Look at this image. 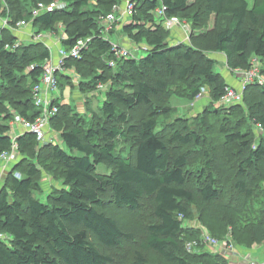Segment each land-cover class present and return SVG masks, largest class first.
<instances>
[{"label":"trees","instance_id":"obj_1","mask_svg":"<svg viewBox=\"0 0 264 264\" xmlns=\"http://www.w3.org/2000/svg\"><path fill=\"white\" fill-rule=\"evenodd\" d=\"M2 1L0 14L12 28L24 21L36 27L37 33H54L62 25L67 38L59 45L68 52L79 39H91L79 57L65 60V70L73 69L79 81L75 84L72 74L58 73V91L63 92L68 85L78 86L84 93L110 86L101 114L90 120L81 118L71 105L56 100L58 113L51 119L50 128L59 134L57 143L41 144L34 135L18 134L16 143L25 155H19L20 160L0 188V234L7 237L0 241V264H112L113 258L98 246L113 249L132 235L105 211L106 204L140 211L143 202H150L152 216L132 264H153L144 255L150 250L169 264H198L190 255L198 257L196 248L203 245V238L200 230L188 225L193 218L190 208L199 203L196 199L209 206L220 199L217 178L211 171L212 153L216 151L198 157L200 163L205 162L194 178L199 185L196 196L189 189V180L195 175L190 169L193 153L187 150L177 154L171 149L194 145L199 150L201 136L187 125L183 131L177 129L181 119L163 125L161 118L172 117V109L162 103L180 97V93H186L182 98L194 100L205 87L214 101L206 117L210 122L218 121L226 143L236 146L231 158L237 170L231 189L239 197L238 206L224 208L227 219L230 217L224 233L239 246L237 234L249 226L250 241L264 244V206L254 199L250 186L252 182L260 186L264 182V170L260 168L264 135L258 142L252 141L248 128L235 119L233 110L239 105L222 104L228 84L215 69L216 60L193 45L171 43L163 26L166 18H183L188 11L191 29L200 38L210 37L213 51L226 56L230 70L248 69L254 58L264 64V0H253L251 6L248 0H59L64 8L36 17L33 11L40 3L54 0H32L30 8L27 0H8L6 10ZM128 3H133L134 9L123 30L134 43L146 41L150 50L142 60L129 58L115 69L110 66L115 61L112 41L103 37L102 20L115 5L124 7ZM161 8L162 16L157 12ZM8 29L0 37V156L12 149L16 117L33 121L42 113L33 92L42 85L45 65L52 59L44 41L20 43L14 48L19 37ZM251 88L261 93L257 101L246 103L249 117L264 129V85H248L244 102ZM137 108L145 111L134 120L132 113ZM58 124L62 125L60 130ZM120 140L130 142L134 157L119 149ZM36 147L51 156V162L41 165L42 169L63 180V185L51 192H43L42 170L33 160ZM103 166L111 171L100 170ZM17 172L22 175L17 176ZM38 194H44L45 199ZM211 236L222 240L218 234ZM187 242L195 243L193 250H188ZM200 251L218 260L216 264H234L220 254Z\"/></svg>","mask_w":264,"mask_h":264},{"label":"rangeland","instance_id":"obj_2","mask_svg":"<svg viewBox=\"0 0 264 264\" xmlns=\"http://www.w3.org/2000/svg\"><path fill=\"white\" fill-rule=\"evenodd\" d=\"M8 0H3L2 9H7L6 3ZM35 1V0H33ZM250 3V6L253 3V0H248ZM30 2L32 0H27L26 5L28 8H30ZM47 3V2H46ZM51 4V3H50ZM34 6V3H32ZM48 5V4H45ZM45 7V6H44ZM125 7V6H124ZM123 8V7H122ZM121 8V10H122ZM193 9H191L192 11ZM197 11V10H194ZM9 11H6V14L9 15ZM13 14V13H12ZM188 11L185 12V15L187 17ZM5 16L0 14V37L2 35V32L4 29L9 28L7 32L9 33H20L19 38H23L22 34H32L36 27H34L32 24L30 26H23L20 29L10 28V24L8 22V19L4 18ZM117 17L119 20L116 23H113V33H108L107 37L112 41V43H116L117 45L123 47L124 49H128L131 52L130 58L131 60H142L149 54V47L146 41H142L140 43H134L127 33L123 30V24L128 22L129 16L121 15V13L117 14ZM182 17V16H180ZM186 17L178 18L177 20L180 21L182 26H174L173 29H169L166 27L165 24L163 26L166 28V31H168L169 39L171 43L175 44H187V45H193L195 47H198L201 50H204V52L210 54H214L218 57L219 62L215 66V69L222 73V70L227 67V63L224 62L225 57H222L223 55H217L215 51H213V44L211 42L210 37L203 36L200 38L199 33L195 30L191 29V24L189 23L188 19ZM223 22H226V20H222ZM102 22H104L102 20ZM7 24V25H6ZM225 24V23H224ZM210 27H213V20L210 22ZM102 28V27H101ZM176 30H180L179 33H176ZM43 35L44 43L51 45L53 42L61 43V40L64 36L63 32V26H59V31L54 33H39ZM202 34V33H200ZM183 36V37H182ZM28 37H30L28 35ZM181 39V40H180ZM195 39V41H194ZM198 39V40H197ZM181 41V42H178ZM30 43H36L32 39L24 40V38L21 40V44H30ZM51 43V44H49ZM57 51V47L52 49V53L55 54ZM115 58V61L113 63V68H117L119 66V62L127 61L122 58ZM111 63V62H110ZM112 67V66H111ZM253 66H251L252 68ZM256 71L261 75V78L264 83V64L260 60H257V63H255ZM248 69H242V71H239L238 74L245 73V70ZM257 72V73H258ZM69 73L73 75V82L77 84L79 81V76L74 73L73 69L69 70ZM232 76H236L239 79V76L235 74V72H230ZM234 76V77H235ZM0 79V85L1 83ZM71 84V83H70ZM68 85V84H67ZM257 85V84H255ZM260 85V84H258ZM71 85H68L63 92L58 91L56 94H53V96L56 99H59L60 102L64 104H69L73 107V109L79 114L83 119L90 120V118H96V116H99L101 114V108L103 106L106 90H108L110 84L103 85L99 88V90H96L94 92L86 91L85 93L81 91V89L78 88V86L72 88ZM262 86V85H260ZM53 92V90H50L47 86L43 85V93ZM259 90H256L255 88H251L250 91L246 95V100H244L237 104L239 107L234 108V115L235 119L241 120L243 122V127L248 128L250 137L252 138V141L258 142V140L261 139V137L264 135V129L261 125L256 123V121L252 120L249 116L250 113L247 109V102L251 101V103L257 101L260 98ZM181 96H174L169 100V102L165 101L162 103V105L168 106L172 109V117L167 118H161L163 125H165L168 122L174 123L177 119H181V123L177 125V129L183 131V127L186 125L190 127L193 131L197 132L201 136L202 145L199 146V150L194 148V145H190L188 147H174L172 148V152H175L177 154H181L182 152H185L188 150L191 153H193V156L191 157L192 165H191V172L192 174H195L192 176V179L189 180V189L193 191V193L198 196V183L195 182L196 176H199V171L201 168L204 167V162L200 163L199 158H202L205 152H211L214 158V164L212 166V172L213 175L217 178V185L220 192V199L216 202H213L209 205L202 204L199 199H196L199 201L195 202V205H192L190 210L193 213V218L188 222V225L190 228H197L202 232L201 236L203 234H210L213 235L218 234L222 237V240H220V246L222 247L223 252H228L227 249L224 247V244L227 243L228 245H233L237 249L235 250L234 254H227L226 256H223L230 262L234 264H239V262H244L245 258L248 262H253L257 264H263L264 263V244L263 245H257L255 243H252L250 241L249 236V226H245L243 230H241L237 236L238 241L240 242V245L236 243V240L232 238L231 235H228L224 233V231L229 227L228 226V218L226 216V211H224V208L228 205L231 206V208H236L238 204H236V199L239 198L237 194L234 193V190H232V182L233 179H235L236 174L235 171L237 170L236 164L234 159H232V154L234 153V149L236 148L233 144H228L224 140V136L220 133V124L218 121H209V119L206 117V110L211 107L214 104L213 98L211 97L210 90L208 91V88H203L202 90V97L196 98L192 100L190 97L188 98H182V96H186V93H180ZM226 107L234 106L228 105L227 103H222ZM144 108H137L132 113V118L134 120H139L140 117L143 115ZM57 115V114H56ZM55 115V116H56ZM54 116V117H55ZM101 117V116H100ZM53 118V117H52ZM205 118V119H203ZM208 119V120H207ZM17 127V126H16ZM15 125L12 127L13 134L11 135L12 138L15 136ZM62 125L58 124L57 129H61ZM19 130V128H17ZM52 134L54 135V142L57 143L59 140V134L56 130L52 129ZM167 134L168 132L165 131ZM119 149H124L125 152L129 153L131 157H134V149L130 145V142L126 143L122 140L118 142ZM37 146V145H36ZM64 149H67L64 145H62ZM29 151V150H28ZM35 151L37 153V156H33L34 162L41 168L42 175V186H43V192H51L56 187H60L63 185L62 178H59V176H54L51 173H48L47 171L42 169V166L46 165V162H51V156L50 153L46 150L40 149V147H36ZM16 157L17 161L15 163H8L5 160H2L0 158V188L4 185L7 173L11 171V169L14 167V165L20 160L19 155L22 157L23 152L19 151V148L16 149ZM22 154V155H21ZM24 158V156H23ZM42 165V166H41ZM198 165V166H197ZM8 166V170L6 168ZM260 168L264 170V162L260 164ZM100 170H103L105 172L111 171V169L108 166L100 167ZM17 176H21L22 174L20 172L16 173ZM52 176H54L56 179H54ZM194 179V180H193ZM252 189H254L255 193V200H259L261 202V205L264 206V182L260 186V184L257 185L256 182H252L250 184ZM255 186V187H254ZM260 186V187H259ZM256 188V189H255ZM38 197L41 199H45L44 194H38ZM235 199V200H234ZM110 202V201H109ZM201 203V204H200ZM150 202H143L142 203V209L140 211H131L126 208H117L113 206L111 203H107L105 207V211L116 218L121 227L125 230L127 234H131L132 238L130 239H124L120 246L113 248V249H105L102 246H98L99 249H101L104 253L110 255L113 258L112 264H132L134 259V253L137 250L141 249V243L144 240V237L146 235L145 227L147 224L151 221V208H150ZM232 210V209H231ZM235 219V218H234ZM238 218L235 220L237 221ZM202 238V237H201ZM191 243V242H187ZM186 244V247H187ZM238 246V247H237ZM204 247V248H203ZM198 253L195 255L192 253L190 256L194 258V262L198 264H216L218 263L216 259L211 258L210 256H203V252L200 250H205L207 252H210L214 254L211 247L208 246H200V248H196ZM193 250V249H192ZM219 253H217L218 255ZM144 255L147 257L148 261L153 264H169L164 261V259L155 253L154 251H145ZM181 255H186L185 251L183 250L181 252ZM202 255V257H200ZM221 255V254H220ZM196 256V257H195Z\"/></svg>","mask_w":264,"mask_h":264},{"label":"built area","instance_id":"obj_3","mask_svg":"<svg viewBox=\"0 0 264 264\" xmlns=\"http://www.w3.org/2000/svg\"><path fill=\"white\" fill-rule=\"evenodd\" d=\"M45 6V7H44ZM65 5L59 1L54 0L51 2V4L45 5L44 3H40L37 8L33 11V16L36 17L39 14H42L43 12L52 11L54 9H62ZM122 6L115 5L113 7V11L104 18V22L102 24L101 32L103 31V37L108 38V33L113 29L112 25L113 23H116L119 18L117 17L118 13H121V15L124 16H130L134 9L133 3H128L125 7L122 8ZM164 8L159 9L157 12L159 15H164ZM181 22L177 20V18H166L164 24L169 29H173L174 26L179 25ZM7 25V24H6ZM23 26H30V23L20 21L16 25V29H20ZM12 28V27H10ZM107 34V35H106ZM28 39H32L35 42L44 41L43 35L37 33L34 31V33L29 34ZM67 36L64 34L63 40L66 39ZM90 38L86 39H79L74 46V48L68 52L64 48L59 45V43L53 42L49 46L47 45L48 49L51 52L52 59L45 65V76L42 79V85H38L33 92V100L36 104V106L42 110V113L39 117H37L35 120H26L20 116L16 117V128L20 129V133L27 132L31 135H34L36 140L41 144L46 143H54V135L52 134V130L50 128V121L52 117H54L58 113V108L56 105V98L53 96V94H56L57 92V85H56V74L58 73H69V70H65V60L68 57H79L81 51L87 47V44L90 42ZM21 43V39H18V42L14 48L18 47V45ZM113 45V54L116 58H122L125 59L130 58L131 52L128 49H124L123 47L112 43ZM57 47V51L55 54L52 53V49ZM8 47V46H7ZM258 58H254L252 60V68L250 70H245V73L238 74L239 71H242V69L234 70L235 74L239 76V79L241 80V87L239 89L233 88L231 86H227L225 88V93L222 97V102L227 103L228 105L233 104H239L244 100V91L248 85L251 84H260L264 85L263 80L261 78L260 73L258 70L256 71L255 63H257ZM114 61H111L110 66L113 65ZM258 72V73H257ZM43 85L47 86L50 90H53V92L43 93ZM102 87V86H100ZM202 97V93L199 97ZM16 133V132H15ZM17 134H15L13 138V146L10 152H6L0 156L2 160H5L6 162L15 163L17 161V155H16V149H17ZM8 170V166H6L5 170ZM203 245L206 247H211L212 251L214 253H219L222 256H226L227 254H234L236 247L233 245H228L227 243L224 244V247L227 249L228 252H223L222 247L220 246V240H217L213 238L210 234H203ZM7 237L4 234H0V241H6ZM193 246H195V243H189L187 245V248L189 251L192 250ZM239 264H257L253 262H247L246 258L244 262H239ZM264 264V263H263Z\"/></svg>","mask_w":264,"mask_h":264},{"label":"crops","instance_id":"obj_4","mask_svg":"<svg viewBox=\"0 0 264 264\" xmlns=\"http://www.w3.org/2000/svg\"><path fill=\"white\" fill-rule=\"evenodd\" d=\"M164 24V23H163ZM180 32V30H176V33H179ZM16 36H18L19 37V34L18 33H14ZM23 35V38H24V40H27L28 41V35L27 34H22ZM183 37V36H182ZM23 38H21V40L23 39ZM181 40V39H180ZM178 42H181V41H178ZM116 44V43H115ZM217 55H223L222 57H225V60H224V62L226 63V56L224 55V54H222V53H216ZM211 58H213L214 60H216V65H217V63L219 62V59H218V57L216 56V55H214V54H210L209 55ZM215 65V66H216ZM227 65V64H226ZM232 70H230L229 68H228V66L226 67V68H224L223 70H222V76H223V78L225 79V82L228 84V86H231V87H233V88H236V89H239L240 87H241V80L240 79H238L235 75V77L234 76H232V74L230 73ZM233 72V71H232ZM210 89L208 88V91H209ZM198 99V98H197ZM15 134H19L20 133V129L19 130H17V128H16V130H15Z\"/></svg>","mask_w":264,"mask_h":264},{"label":"bare ground","instance_id":"obj_5","mask_svg":"<svg viewBox=\"0 0 264 264\" xmlns=\"http://www.w3.org/2000/svg\"><path fill=\"white\" fill-rule=\"evenodd\" d=\"M177 26H182L181 24L177 25ZM248 262V261H247Z\"/></svg>","mask_w":264,"mask_h":264}]
</instances>
